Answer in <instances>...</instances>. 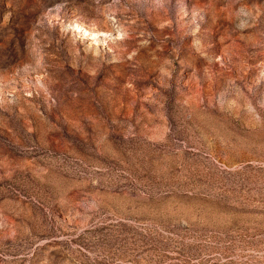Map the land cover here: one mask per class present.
<instances>
[{"label":"rangeland","instance_id":"obj_1","mask_svg":"<svg viewBox=\"0 0 264 264\" xmlns=\"http://www.w3.org/2000/svg\"><path fill=\"white\" fill-rule=\"evenodd\" d=\"M0 264H264V0H0Z\"/></svg>","mask_w":264,"mask_h":264}]
</instances>
